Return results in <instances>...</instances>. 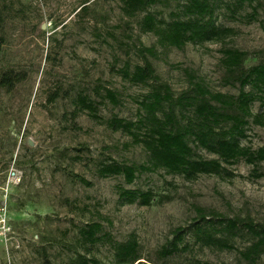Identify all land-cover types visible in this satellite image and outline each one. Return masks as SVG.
Segmentation results:
<instances>
[{"label":"rangeland","instance_id":"374dc122","mask_svg":"<svg viewBox=\"0 0 264 264\" xmlns=\"http://www.w3.org/2000/svg\"><path fill=\"white\" fill-rule=\"evenodd\" d=\"M163 1L129 19L120 0H0V75L13 71L24 77L10 91L0 88V168H13L21 175L20 184L11 190L12 232L7 242L0 243V264H71L78 255L115 264L108 245L86 247L80 239V229L96 221L117 242L134 235L148 263H159V250L176 228L197 217L198 209L264 225V178L249 179L253 167L244 161L232 168L239 177L231 180L203 175L191 182L158 171L138 175L128 185L121 176H98L102 164L141 165L149 158L129 136L106 124L112 117L135 121L136 101L153 87V82L131 85L116 72L126 63L142 64L135 46L155 48L157 57L148 59L175 97L192 90L194 83L213 93L237 96L238 84L225 85L224 49L248 53L245 68L264 63V0H256L258 17L250 24L249 6L235 17L224 6L234 0L218 3L217 24L236 34L219 43L188 44L182 50L162 47L154 35L141 30L145 13L169 20L178 3ZM98 84L118 93L120 104L99 108L103 122L86 113L73 118L78 94L96 99ZM54 93L58 98L51 102ZM252 110L258 112L259 104ZM249 136L244 146L264 147L263 128L252 126ZM196 153L215 158L202 150ZM257 169L264 173V162ZM73 174L92 186L82 185ZM121 188L151 190L157 198L149 207L120 206ZM186 240L190 251L165 264H191L192 259L246 264L236 251L201 248L190 235ZM232 243L243 251L251 240L242 234ZM257 264H264V255Z\"/></svg>","mask_w":264,"mask_h":264},{"label":"trees","instance_id":"16d2710c","mask_svg":"<svg viewBox=\"0 0 264 264\" xmlns=\"http://www.w3.org/2000/svg\"><path fill=\"white\" fill-rule=\"evenodd\" d=\"M178 5L164 20L152 13H145L140 22L144 33L152 34L162 47L182 50L186 45L219 43L236 34L233 28L220 26L216 22L218 3L223 0H176ZM163 0H120L121 11L129 19L146 12L150 7L163 4ZM256 0H234L225 4L226 11L235 16L247 5L251 13L246 19L250 24L257 20ZM3 40L0 37V61ZM136 54L142 64L130 66L129 63L117 69V74L131 85H146L153 82L152 89L136 101L137 119L127 120L112 117L106 124L114 132H121L131 138V143L141 146L149 155L146 164L128 165L115 161L102 164L98 170L101 178L121 176L131 185L138 175L164 171L168 175L182 176L187 181H196L200 176H216L231 180L239 177L232 169L240 161L253 167L249 179L264 178L257 169L264 162V147L253 150L244 146L243 141L250 138L254 127L264 129V63L245 68L248 53L237 49H224L222 64L226 71L225 85L239 86L237 96L213 93L201 83H194L192 90L175 97L170 86L163 83L149 61L157 57L154 47L135 46ZM116 70V69H115ZM24 77L13 71L0 75V88L12 90ZM246 88H249L247 91ZM96 99L84 93L78 94L74 101L76 118L86 113L92 120L103 122L99 108L108 103L120 104V96L104 85L94 88ZM57 93L50 98L54 102ZM259 111L254 113V104ZM202 150L215 156L204 159L196 151ZM72 177L86 187L92 183L80 175ZM157 196L153 191L123 189L118 191L120 206L139 205L149 207ZM247 235L251 243L239 251L232 243L240 235ZM191 236L194 244L201 248L218 251H236L246 264H257L264 255V225L256 224L247 218H229L217 213L197 210V217L188 225L178 227L158 252L159 263H148L143 258L141 247L134 235L125 242H117L103 231L100 222H92L80 229V239L84 246L108 245L114 252L115 264H165L175 257L187 254L191 244L186 240ZM191 264H212L192 259ZM71 264H102L95 257L78 255Z\"/></svg>","mask_w":264,"mask_h":264},{"label":"built area","instance_id":"2783aa9c","mask_svg":"<svg viewBox=\"0 0 264 264\" xmlns=\"http://www.w3.org/2000/svg\"><path fill=\"white\" fill-rule=\"evenodd\" d=\"M21 182V175L13 170L0 168V243L7 242L12 228L9 213L11 190Z\"/></svg>","mask_w":264,"mask_h":264}]
</instances>
